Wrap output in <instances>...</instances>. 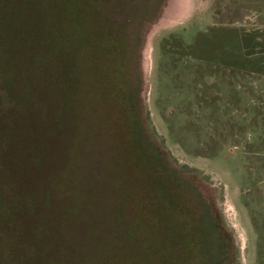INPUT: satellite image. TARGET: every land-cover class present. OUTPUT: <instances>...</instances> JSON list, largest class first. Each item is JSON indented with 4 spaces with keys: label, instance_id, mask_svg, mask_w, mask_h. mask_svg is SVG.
Segmentation results:
<instances>
[{
    "label": "rangeland",
    "instance_id": "374dc122",
    "mask_svg": "<svg viewBox=\"0 0 264 264\" xmlns=\"http://www.w3.org/2000/svg\"><path fill=\"white\" fill-rule=\"evenodd\" d=\"M0 264H264V0H0Z\"/></svg>",
    "mask_w": 264,
    "mask_h": 264
}]
</instances>
